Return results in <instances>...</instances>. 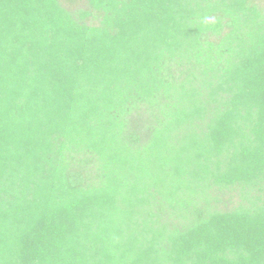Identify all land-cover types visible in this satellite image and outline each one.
<instances>
[{"label": "trees", "instance_id": "16d2710c", "mask_svg": "<svg viewBox=\"0 0 264 264\" xmlns=\"http://www.w3.org/2000/svg\"><path fill=\"white\" fill-rule=\"evenodd\" d=\"M263 198L264 0H0V264H264Z\"/></svg>", "mask_w": 264, "mask_h": 264}, {"label": "rangeland", "instance_id": "374dc122", "mask_svg": "<svg viewBox=\"0 0 264 264\" xmlns=\"http://www.w3.org/2000/svg\"><path fill=\"white\" fill-rule=\"evenodd\" d=\"M214 193L217 194L216 200L214 203L210 204L217 207L220 211L232 210L240 204L248 205L256 196L261 195L258 191L252 190L249 201L242 198V190L238 188L234 190H214ZM173 222L180 223V219L173 218Z\"/></svg>", "mask_w": 264, "mask_h": 264}]
</instances>
